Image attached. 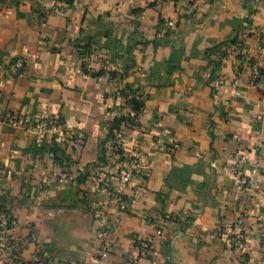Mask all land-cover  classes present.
Wrapping results in <instances>:
<instances>
[{"label":"crops","instance_id":"obj_1","mask_svg":"<svg viewBox=\"0 0 264 264\" xmlns=\"http://www.w3.org/2000/svg\"><path fill=\"white\" fill-rule=\"evenodd\" d=\"M239 42L244 66L233 49ZM263 45L264 0H0V206L11 220L4 237L24 240L26 263H260L264 76L254 82L251 64ZM228 47L222 62L211 61ZM87 49L109 58L120 84L98 65L79 72ZM220 78L227 85L217 91ZM122 87L143 105L138 128L122 132L124 153L149 160L126 186L124 206L97 180L117 168L108 126L126 112ZM9 113L59 117L85 139L65 146L58 135L10 124ZM62 170L70 176L60 182ZM99 217L114 243L106 259L98 257ZM246 228L253 234L244 248L230 247L226 231ZM150 236L142 256L138 242Z\"/></svg>","mask_w":264,"mask_h":264},{"label":"built area","instance_id":"obj_2","mask_svg":"<svg viewBox=\"0 0 264 264\" xmlns=\"http://www.w3.org/2000/svg\"><path fill=\"white\" fill-rule=\"evenodd\" d=\"M69 2L72 0H63ZM195 2L196 0H191ZM234 52L238 58V62L241 66H244L247 61V54L245 46L242 42L233 46ZM226 49H217L213 51L210 55V59L214 63L222 62L226 56ZM232 50V48H231ZM264 60V45L259 49L258 58L251 64L252 65V78L254 82H257L264 76L262 61ZM81 68L79 72H83L85 69H89L92 65H98L99 70L103 73L104 77L115 81L116 83H121V78L115 71L111 61L107 57H103L100 51L87 49L83 51L82 57L80 59ZM23 61L16 62L11 70L13 72H19L23 70ZM215 89L219 91L227 85V81L223 78L218 79L215 84ZM119 97L126 101L125 107L126 112L124 117L127 119L138 117L142 114L137 113L133 110L132 106L129 105V101L133 99L132 92L128 91L125 87H122L119 92ZM7 121L14 125L21 127L23 129L35 131L41 134H52L58 135L61 142L68 147H78L79 143L85 139L84 134H79L74 131H66L64 129L63 121L59 117L50 118L47 120H34L29 116H21L14 113H9L6 117ZM128 129L134 130L138 128V125H134L132 122L127 124ZM123 136L122 133H117L116 138L112 140L113 143V157L114 161L117 162L116 170L109 174L103 175L98 172L97 180L101 185L103 192L112 200L120 204L125 205V189L126 186L136 177H143L146 170L149 167V160L141 154H125L123 150ZM49 157L55 159V153L49 152ZM241 163H245L246 160L242 158ZM233 171L238 176L241 186L247 185V180L240 169H233ZM7 174V170L0 166V193L2 192V179ZM69 173L66 170H62L58 174V180L60 182L65 181L69 178ZM10 216L5 207L0 206V264H44L39 256H35L33 260L26 263L23 259L24 251V240L18 236L8 235L4 237L3 233L7 230L10 224ZM96 233L101 242V248L99 252V259H106L110 255L114 248V243L111 238L110 231L107 228V221L103 217L97 219V230ZM259 238L264 242V218L259 222ZM158 234H162L159 230ZM253 234V230L246 228L245 230L236 231L234 229H229L226 231V238L228 240V245L234 249L244 248L247 238L249 235ZM154 244V237L150 236L138 242L139 250L142 256H145L148 249ZM133 264H138V261H134ZM258 264H264L262 260Z\"/></svg>","mask_w":264,"mask_h":264},{"label":"trees","instance_id":"obj_3","mask_svg":"<svg viewBox=\"0 0 264 264\" xmlns=\"http://www.w3.org/2000/svg\"><path fill=\"white\" fill-rule=\"evenodd\" d=\"M231 46L236 44V40L234 42H231ZM129 105L132 106L133 110L137 113H140L142 111V102L139 98L133 96V99H131L129 102ZM129 122H132L134 125H139L138 117L132 119H127L124 116L120 118H116L109 126H108V135L109 139L113 140L116 138L117 133H122L123 130L127 127V124ZM52 152L55 153L54 150Z\"/></svg>","mask_w":264,"mask_h":264}]
</instances>
